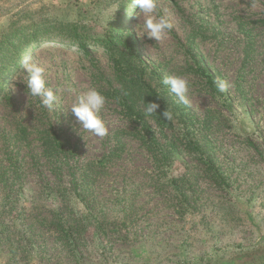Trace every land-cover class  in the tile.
<instances>
[{
  "label": "rangeland",
  "instance_id": "374dc122",
  "mask_svg": "<svg viewBox=\"0 0 264 264\" xmlns=\"http://www.w3.org/2000/svg\"><path fill=\"white\" fill-rule=\"evenodd\" d=\"M157 4L173 25L159 42L132 0H0V264H264V26L235 22L264 19V0ZM26 56L54 111L22 84ZM93 88L104 137L67 113Z\"/></svg>",
  "mask_w": 264,
  "mask_h": 264
},
{
  "label": "clouds",
  "instance_id": "9594fccd",
  "mask_svg": "<svg viewBox=\"0 0 264 264\" xmlns=\"http://www.w3.org/2000/svg\"><path fill=\"white\" fill-rule=\"evenodd\" d=\"M132 4L134 8L139 9L138 13H143L147 17L141 27L143 33L141 38L154 39L156 42L165 39L166 34L171 31L173 25L163 16L155 18L154 14L158 9L157 0H132ZM20 64L25 73L22 84L25 86L27 93L34 98H38L42 108L54 111L58 97L50 88L46 87L45 69L33 63L32 57L29 56L24 57ZM162 84L166 86L168 95L173 97L176 103L188 104V84L185 79L178 76H167L162 80ZM226 87L227 85L223 82L217 84L219 92L226 91ZM144 103L146 105V116L157 115L160 108L158 103L145 102V99ZM105 104L106 97L93 88L80 94L67 113L70 112L75 117L76 123L79 125L78 132L83 129L93 135L104 137L107 135L108 130L100 113ZM159 116L166 121H171L174 118V113L167 107Z\"/></svg>",
  "mask_w": 264,
  "mask_h": 264
},
{
  "label": "trees",
  "instance_id": "16d2710c",
  "mask_svg": "<svg viewBox=\"0 0 264 264\" xmlns=\"http://www.w3.org/2000/svg\"><path fill=\"white\" fill-rule=\"evenodd\" d=\"M235 22H236L237 26L239 27V29H241L246 34L250 33V28H253L256 26H264V19L249 21V20H245L242 18H237ZM80 46H81L82 50L88 51V47L85 45V43H80ZM158 110L159 111L161 110V113H162L163 110H165V109H164V107H162V108H159ZM136 116L139 120L138 122L142 125V127H141L142 133L144 134V136H149L148 141H146L144 137H141V141L145 145H149V146H151V148H153L154 151L153 152L151 151V152L154 153V155H156L157 153L164 152V150L161 148V146L158 147L157 141L154 138L155 135L152 132L151 127H149L147 125V123H145L142 116H140V117L138 115H136ZM55 227L57 229L56 235L60 238V240H62L63 244L72 243V240H71L72 230L70 231V230L66 229L65 225L60 221L57 223V225ZM99 227H101V226L99 225Z\"/></svg>",
  "mask_w": 264,
  "mask_h": 264
},
{
  "label": "bare ground",
  "instance_id": "6f19581e",
  "mask_svg": "<svg viewBox=\"0 0 264 264\" xmlns=\"http://www.w3.org/2000/svg\"><path fill=\"white\" fill-rule=\"evenodd\" d=\"M130 7H131V5H130V3H129V9H130ZM41 48H42V47H40V46L37 47V49H35L32 53L36 55V54L38 53V51H39Z\"/></svg>",
  "mask_w": 264,
  "mask_h": 264
}]
</instances>
